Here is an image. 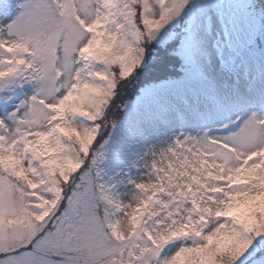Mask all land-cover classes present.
<instances>
[{
	"label": "snow or ice",
	"instance_id": "obj_1",
	"mask_svg": "<svg viewBox=\"0 0 264 264\" xmlns=\"http://www.w3.org/2000/svg\"><path fill=\"white\" fill-rule=\"evenodd\" d=\"M0 264H264V0H0Z\"/></svg>",
	"mask_w": 264,
	"mask_h": 264
}]
</instances>
